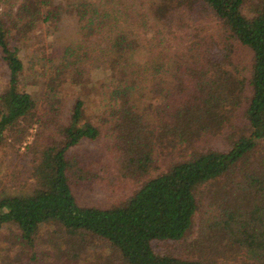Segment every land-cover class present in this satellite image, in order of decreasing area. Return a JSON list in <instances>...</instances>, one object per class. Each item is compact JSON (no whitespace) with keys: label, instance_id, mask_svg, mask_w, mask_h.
Listing matches in <instances>:
<instances>
[{"label":"trees","instance_id":"1","mask_svg":"<svg viewBox=\"0 0 264 264\" xmlns=\"http://www.w3.org/2000/svg\"><path fill=\"white\" fill-rule=\"evenodd\" d=\"M0 69V151L30 157L0 176L3 264H34L45 226L122 264H264V0H0ZM73 179L122 194L83 205Z\"/></svg>","mask_w":264,"mask_h":264},{"label":"rangeland","instance_id":"2","mask_svg":"<svg viewBox=\"0 0 264 264\" xmlns=\"http://www.w3.org/2000/svg\"><path fill=\"white\" fill-rule=\"evenodd\" d=\"M69 22V20L64 21V23L59 26L58 33L60 32L63 36L70 35L72 27ZM56 36L57 32L54 37ZM51 38L53 37L51 36ZM21 56L26 67L25 73L22 76L21 84L35 99L37 106H40L43 84L39 72L41 67L40 64L43 62H41L39 57H35L32 60H36V63L33 64L32 61H29V58L24 56L23 52L21 53ZM2 67L3 66H1V68ZM94 70L95 69L91 70L92 77L99 75V70ZM4 84V79L0 74V90L4 87ZM68 91L70 96L73 95V90L69 89ZM71 101L68 104L69 107L71 106ZM92 105L93 104H91V106ZM88 114H90V111L87 115ZM35 126V128H37V125ZM35 131L32 130L31 134ZM27 139L30 141L31 136ZM102 148L103 147L100 143L86 142L81 146L80 150L78 146L74 152L81 157V161L82 156L86 154L85 158L87 162H94L98 160V156L100 161V156L103 154ZM29 168L30 157L26 154L24 147L20 149L18 147H12V145H7L4 150L0 151V176H3V180L8 181V185L14 184L19 186L20 184H23ZM71 182L73 183V190L75 191L78 201L83 205H109L119 199L122 194L119 190L113 191L111 187H103L98 181L94 183L91 188H85L82 185L75 184V182L81 183V181H75L73 179ZM16 190H19V188ZM196 220L197 218L195 217L185 237L190 243H192V240L197 237L196 235L199 231ZM204 230L205 228H201L200 233H203ZM8 237L9 234L4 230H0V247H2L0 250V264H3L6 261V259H4L5 252L3 248L8 244ZM56 237V230L53 226H45L40 230V235L32 248V251L36 255L34 264H122L110 247H106L105 245L89 246L85 250L78 249L76 254V252L73 251L77 248H70L66 243H57V241H55ZM197 246L198 243L195 245L196 249ZM13 253H15V251H13Z\"/></svg>","mask_w":264,"mask_h":264}]
</instances>
